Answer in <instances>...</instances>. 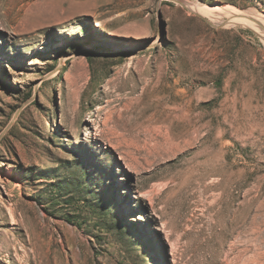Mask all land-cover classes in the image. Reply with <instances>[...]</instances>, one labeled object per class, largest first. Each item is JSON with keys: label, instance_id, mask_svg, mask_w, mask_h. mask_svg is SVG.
<instances>
[{"label": "rangeland", "instance_id": "obj_1", "mask_svg": "<svg viewBox=\"0 0 264 264\" xmlns=\"http://www.w3.org/2000/svg\"><path fill=\"white\" fill-rule=\"evenodd\" d=\"M177 1L0 0V264H264V0Z\"/></svg>", "mask_w": 264, "mask_h": 264}, {"label": "bare ground", "instance_id": "obj_2", "mask_svg": "<svg viewBox=\"0 0 264 264\" xmlns=\"http://www.w3.org/2000/svg\"><path fill=\"white\" fill-rule=\"evenodd\" d=\"M190 11H195L196 13L198 14H201V15H204L206 17H209V18H212L216 15L213 16V12L211 11H205V10H202V9H198L197 10H193L189 7ZM218 12H223L226 17L228 18V21H226V24L227 26H237V25H244V26H248V27H251V24L249 23L250 20L249 18H247L245 15L239 13V11H235V10H227V8H223L221 9L220 11ZM216 14H217V11H216ZM222 15V14H220ZM248 15V14H247ZM222 17V16H221ZM217 17H215L214 19H216ZM253 18V17H252ZM257 18V17H256ZM258 19V18H257ZM222 20V19H221ZM261 20V19H260ZM260 22V21H259ZM254 24V23H253ZM256 25V24H255ZM259 25V24H258ZM101 26V25H99ZM252 28V27H251ZM261 30V29H260Z\"/></svg>", "mask_w": 264, "mask_h": 264}, {"label": "water", "instance_id": "obj_3", "mask_svg": "<svg viewBox=\"0 0 264 264\" xmlns=\"http://www.w3.org/2000/svg\"><path fill=\"white\" fill-rule=\"evenodd\" d=\"M172 1H175L177 3H180L181 5H183L184 7H186V5L184 3H182V2H180V1H177V0H172Z\"/></svg>", "mask_w": 264, "mask_h": 264}]
</instances>
